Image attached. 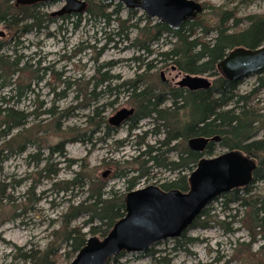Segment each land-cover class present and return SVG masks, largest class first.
<instances>
[{"label": "rangeland", "instance_id": "1", "mask_svg": "<svg viewBox=\"0 0 264 264\" xmlns=\"http://www.w3.org/2000/svg\"><path fill=\"white\" fill-rule=\"evenodd\" d=\"M194 1L208 7L199 16L203 18L205 14L208 26L216 23L215 10L219 9L236 11L240 19L264 16V0ZM106 3L113 4L107 11L112 14L110 24L99 17L91 19L82 14L79 15L81 23L78 27L72 25L77 21V17L73 16L67 22L55 17V23H44L40 30L25 34H16L0 26V33L3 34L0 42L5 44V49L0 54L9 56L10 62L19 60L18 69H29L16 75H38L29 84L33 93L29 91L22 98H16L15 93L9 95L11 88H0V106H10L27 115L24 128L27 132L23 136L29 139V143L21 141L19 145H16V140L11 152L4 151L0 155V264H23L20 262L22 255L31 251L44 252L50 247L58 253L62 262L69 249L61 241L59 232L67 231L65 227H84L90 221V216L86 214H77L74 219V216L66 218L70 211L90 204L88 187H92V183L88 179H97L119 194L126 195L127 181L138 177V166L133 159L138 158L145 150L139 146L140 137L145 138L147 145L155 147L165 139L163 133H152L156 127L152 120L143 121L130 134L126 125L119 129L112 127V134L107 137L104 122L120 110L132 108L128 95L114 92V95L102 96L98 100H90L87 96V83H91L88 90L90 92L93 80H99L98 76L103 74L114 78L105 84L111 90L136 80H144L157 88L161 82L167 89H175L184 77L171 62H164L159 57V54L171 49L174 43L171 37L164 36L158 43L153 42V38L141 35L139 31L147 24L143 20L146 15L142 11L128 10L118 2ZM65 4L64 0H57L49 6L43 5L38 12L42 16H51ZM118 4L121 5L120 8H117ZM129 11L136 13L129 16ZM146 18L153 25L158 22ZM124 21L127 23L124 27L138 24L139 30L125 28L121 36H116ZM152 35H155L153 30ZM214 37L215 34L211 33L209 40ZM139 42L141 45L145 43L151 53L142 51ZM44 69L50 71L44 75ZM36 70L39 72L36 73ZM203 77L213 82L207 75ZM23 81L27 82L28 79L24 77ZM256 82V76L243 80L239 88L240 94L249 93ZM102 91L104 88H99L97 93ZM9 96L13 97L11 102L1 104L2 99L5 97L8 101ZM110 104L112 105L109 106ZM170 106L171 103L167 102L163 108ZM98 107H104L101 118L105 120L101 121V128H95L91 122H97L94 120L97 119L94 110ZM48 111L54 114H49ZM184 116L180 112L178 121H183ZM4 130V126H1L0 131ZM21 131L22 129L13 130L7 139L0 137V152L5 148L6 142L16 138ZM84 134L86 138L91 136V140L86 143L75 142V139ZM21 143H24L23 147ZM60 145L62 152L51 150ZM224 153L225 151L217 149L215 156L211 158ZM168 156L171 161L177 159L174 153ZM105 173L107 176L104 177ZM78 174L84 178L87 186L81 187L83 182L79 185H65L73 182ZM121 174L127 175L126 180L119 178ZM175 177L170 171L153 169L139 181L135 190L149 186L159 187ZM255 190L256 193H261L264 185L256 186ZM219 199L208 206L211 211L209 228L191 230L187 234V238L192 240L191 245L175 251L173 240H167L154 245L145 253H125L115 264H254L249 260L244 262L245 259L233 258L237 240L248 242V234L241 229L240 224H233L232 218L228 219L236 214L233 210L236 206H232V210H225L221 201H217ZM224 221L231 223L229 229L235 234H228L226 226L221 225ZM88 231V227L84 229L85 233ZM262 245L264 242L254 245L252 252H256ZM151 252L161 254L151 258ZM72 261L61 264H70Z\"/></svg>", "mask_w": 264, "mask_h": 264}, {"label": "trees", "instance_id": "2", "mask_svg": "<svg viewBox=\"0 0 264 264\" xmlns=\"http://www.w3.org/2000/svg\"><path fill=\"white\" fill-rule=\"evenodd\" d=\"M17 0H0V26L5 27L10 32L29 33L41 29L44 23H55L50 15H43L38 9L43 5L34 6H17ZM248 1V0H243ZM85 12L91 19L99 17L101 20L110 24L112 14L107 11L113 4L106 3L103 0H85ZM121 5L118 4L117 8ZM204 13L208 7L205 5ZM216 23L208 26L203 18H197L194 21L186 22L179 30H173L167 25L156 22L154 25L146 17L143 18L147 23L145 27L139 30V25L134 24L131 27H124L127 23L124 21L121 25V31L116 36H121L123 30L135 28L140 31L141 35L153 38V42L158 43L164 36H169L174 40L171 49L168 52L159 54L164 62H171L178 72L184 75L204 76L213 79L212 87L207 91L189 92L185 89L175 88L167 89L166 85L159 83L158 88L153 87L143 81L126 82L111 90L105 86L114 78L107 74L99 75V80H93L92 91L89 90V84L85 91L90 100H98L102 96L127 94L131 103V109H134V115L126 122L128 133L136 131L139 125L146 120H152L156 125L152 133L157 135L164 134L165 139L157 143V147L145 143V138L140 137V148H145L138 158L133 159L134 164L138 166V177L127 181L128 193L135 190L139 181L149 175L153 169H164L176 175L172 181H166L159 188L164 192L180 191L187 193L190 189L189 176L197 168L199 162L205 158L215 156L217 149L225 152H236L246 160L255 164L253 172V182L245 187L232 190L230 193L223 195L219 200L225 210L236 206L233 209L236 214L228 217L232 222L238 223L241 229L248 234V242L237 240L234 245L233 258L245 259L244 262H254V264H264V245L256 252L252 248L257 243L264 242V190L256 193V186L264 185V71L257 75L256 86L247 94H240V82H231L226 80L218 70V64L224 60L228 54L236 49L257 50L264 46V16H252L246 19H240L236 11L215 10ZM136 11H129V16ZM72 24L78 27L81 23V16ZM59 17L62 22H67L73 18ZM46 20V22H45ZM30 23V25H27ZM212 23V22H209ZM152 30L155 35H152ZM215 34L214 39L209 40V35ZM151 41V40H150ZM149 43V42H148ZM140 44V49L151 53L149 48ZM5 49V44L0 42V53ZM11 58L0 54V88L1 90L11 88L10 94L15 93L16 98L27 96V92H32L30 82L38 75H16L29 71L28 67L18 69L19 60L10 62ZM46 75L50 69L42 70ZM36 73L39 70L35 71ZM26 77L27 82L23 79ZM67 83V82H66ZM68 84V83H67ZM69 85V84H68ZM99 88L104 91L97 93ZM6 101L4 97L1 104H9L12 96ZM170 102L169 108H163L165 103ZM110 104L109 106H111ZM108 106V105H107ZM108 106V107H109ZM106 107V106H104ZM96 108L94 115L97 122H92L95 128H101L103 108ZM180 112H183L184 120L178 121ZM49 114H54L48 111ZM91 119V118H90ZM27 122V115L15 111L10 106H0V128L4 126V131H0V137L10 138L13 130L22 129L14 139L6 142L4 151L11 152L21 141H28L23 135L27 132L24 130ZM108 122V121H107ZM104 122L106 136L112 134V127L109 123ZM103 123V122H102ZM93 133V132H92ZM2 134V135H1ZM91 135V134H90ZM91 137V136H90ZM90 137L75 139L77 143H86ZM206 138L210 142L206 150L202 153H194L189 150L187 142L193 138ZM218 138L219 141H213ZM92 142V141H91ZM24 143H21L23 147ZM159 146V147H158ZM54 152H62V146L51 148ZM141 150V149H140ZM170 153L176 155V160L171 161L167 156ZM169 157V156H168ZM151 165L149 168L148 166ZM85 177V175H84ZM88 178V177H87ZM119 178L126 180L127 175L121 174ZM92 187H88L90 197L89 205L82 208H76L70 211L69 215L76 217L77 214H86L90 216V221L84 227L66 228L67 231L59 232L61 241L64 242L69 251L62 262L72 261L77 254L84 248L88 241H101L107 237L114 225L125 216L126 195L119 194L114 188L108 187L99 180L89 178ZM83 182V183H82ZM87 186L84 178L77 175L73 182H67L65 185ZM91 185V184H90ZM84 210V211H82ZM210 208L198 217L192 226L179 238L173 241L176 250H183L185 246L191 245L192 240L187 238V234L195 229H208L210 222ZM242 213V214H240ZM239 218L240 220L236 219ZM225 225L228 234H235L230 228L231 223L221 222ZM89 228L87 233L85 228ZM259 238V240H258ZM149 256L154 258L161 254L151 252ZM57 252L51 247L44 252H33L24 254L20 258L23 264H61ZM124 253L120 254L109 264H115L122 259ZM164 260V259H163ZM164 264V263H163ZM169 264V263H165Z\"/></svg>", "mask_w": 264, "mask_h": 264}, {"label": "water", "instance_id": "3", "mask_svg": "<svg viewBox=\"0 0 264 264\" xmlns=\"http://www.w3.org/2000/svg\"><path fill=\"white\" fill-rule=\"evenodd\" d=\"M57 0H17L16 5L49 6ZM65 6L52 17L82 15L84 0H64ZM118 2L128 10H140L173 30L194 21L204 12L202 4L194 0H103ZM0 36L3 34L0 33ZM222 76L231 82L257 77L264 71V46L257 50L236 49L218 64ZM178 88L189 92L207 91L212 82L203 76L184 75ZM134 115V109H122L108 123L119 129ZM213 141L218 142L216 138ZM210 140L193 138L187 142L194 153L206 150ZM255 164L236 152H225L215 158L201 160L189 176L190 189L164 192L149 186L128 193L124 199L125 216L101 241L89 240L70 264H109L120 254L145 253L154 245L179 239L216 199L234 189L245 188L253 182ZM107 173L104 174V177Z\"/></svg>", "mask_w": 264, "mask_h": 264}, {"label": "flooded vegetation", "instance_id": "4", "mask_svg": "<svg viewBox=\"0 0 264 264\" xmlns=\"http://www.w3.org/2000/svg\"><path fill=\"white\" fill-rule=\"evenodd\" d=\"M41 3H39V4H36V5H40ZM42 5V4H41Z\"/></svg>", "mask_w": 264, "mask_h": 264}]
</instances>
